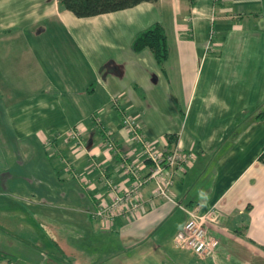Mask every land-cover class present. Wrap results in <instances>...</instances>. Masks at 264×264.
<instances>
[{
  "label": "crops",
  "instance_id": "crops-1",
  "mask_svg": "<svg viewBox=\"0 0 264 264\" xmlns=\"http://www.w3.org/2000/svg\"><path fill=\"white\" fill-rule=\"evenodd\" d=\"M155 21L167 43L163 70L146 47L131 48ZM117 106L155 145L177 143L192 157L174 176L172 200L145 201L137 216L100 225L90 215L107 198L100 172L126 183L120 153L141 158ZM263 109L264 0H144L92 16H75L57 0H0V141L9 137L17 151L47 159L56 187L36 191L55 195L52 215L66 216L61 232L50 233L49 260L15 230L3 231L0 208V259L63 264L70 252L78 264H264V163L257 159L264 119L255 118ZM93 114L110 130L114 152L103 147ZM73 127L82 129L83 153L66 137ZM149 190L150 183L143 198ZM178 204L217 208L218 221L206 225L209 256L173 245L187 217Z\"/></svg>",
  "mask_w": 264,
  "mask_h": 264
},
{
  "label": "built area",
  "instance_id": "built-area-1",
  "mask_svg": "<svg viewBox=\"0 0 264 264\" xmlns=\"http://www.w3.org/2000/svg\"><path fill=\"white\" fill-rule=\"evenodd\" d=\"M117 98H112V104L116 106ZM120 110V124L127 132L128 138L139 145L141 158L138 160L129 159L126 152L120 153L119 167L127 176L128 182H113L100 172L101 184L106 192V199L99 198L95 206L90 210V215L100 225H108L115 217L137 216L143 203L148 204L159 200H172L170 188L174 176L183 170L184 165L189 162L191 152L184 151L177 143L170 145L163 144L158 147L154 140L144 137L139 130L136 116ZM94 126L102 131V145L107 151L115 150L114 141L110 130L104 128L98 116L91 115ZM80 127H73L66 132V137L72 140V147L75 151L83 153L86 151L79 134ZM63 162L64 170H71L70 161L59 157ZM92 164V165H91ZM95 163L91 162L90 167ZM78 177V173L74 172ZM150 183L149 195L142 196L143 188ZM89 185V183H87ZM98 198V196H97ZM176 203V202H175ZM178 206L185 212L186 220L174 232L171 237L175 247L190 250L199 257L209 256L213 248V241L208 237L206 225L218 221L219 212L214 205L202 212L196 211L193 207Z\"/></svg>",
  "mask_w": 264,
  "mask_h": 264
},
{
  "label": "rangeland",
  "instance_id": "rangeland-1",
  "mask_svg": "<svg viewBox=\"0 0 264 264\" xmlns=\"http://www.w3.org/2000/svg\"><path fill=\"white\" fill-rule=\"evenodd\" d=\"M8 138L0 141V208L5 209L3 231L8 234L15 230L27 240V243L30 242L35 248L42 249V255L51 260L55 249L49 239L50 233L61 232L65 227L62 222H65L66 216L62 215V212L52 215V207L56 206L52 199L55 195L51 197L53 195L51 193L36 191L39 188L44 191L54 190L56 187L48 177L50 173L47 159L36 158L33 149L17 151L12 143L7 141ZM19 156L21 158H18ZM57 205L66 206L64 203ZM58 206L60 210L55 211H62ZM59 218L63 220L57 221ZM73 227L76 228L78 225ZM66 254V257H62L63 264H78L77 254L70 252ZM6 257L12 259L10 253H6ZM0 261L2 264L8 263L4 258ZM13 262V259L9 261L10 264Z\"/></svg>",
  "mask_w": 264,
  "mask_h": 264
},
{
  "label": "trees",
  "instance_id": "trees-1",
  "mask_svg": "<svg viewBox=\"0 0 264 264\" xmlns=\"http://www.w3.org/2000/svg\"><path fill=\"white\" fill-rule=\"evenodd\" d=\"M140 1L144 0H57V4L59 8L67 9L75 16H92L130 7ZM191 2L192 0H189V3ZM144 47L150 51L155 64L163 70V62L167 56V43L164 28L159 21L151 23L134 35L131 48L134 51H139ZM255 118L264 119V109L257 112ZM257 159L264 163V146L260 150Z\"/></svg>",
  "mask_w": 264,
  "mask_h": 264
}]
</instances>
